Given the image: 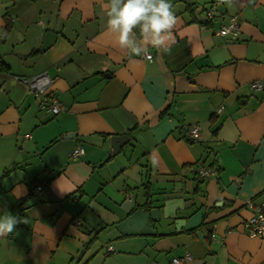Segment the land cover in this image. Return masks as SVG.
Segmentation results:
<instances>
[{
    "label": "crops",
    "instance_id": "crops-1",
    "mask_svg": "<svg viewBox=\"0 0 264 264\" xmlns=\"http://www.w3.org/2000/svg\"><path fill=\"white\" fill-rule=\"evenodd\" d=\"M212 2L217 17L203 26ZM170 3L164 51L139 27L121 46L108 0H0V215L26 221L0 235V264H169L188 253L183 264H264V236L244 225L249 201H264V0ZM230 16L238 38L217 34ZM45 71L58 115L12 76ZM215 155L219 173L197 177L194 163Z\"/></svg>",
    "mask_w": 264,
    "mask_h": 264
},
{
    "label": "clouds",
    "instance_id": "clouds-1",
    "mask_svg": "<svg viewBox=\"0 0 264 264\" xmlns=\"http://www.w3.org/2000/svg\"><path fill=\"white\" fill-rule=\"evenodd\" d=\"M225 2L230 3V0ZM106 16L108 30L119 33L121 46L130 43V34H134L133 29L139 27L146 45L170 51L168 42L172 40V30L177 22L170 0H108ZM149 34L150 40L147 39ZM130 51L140 54L135 46ZM180 203L183 207V202ZM21 222L26 221L19 220L9 212L0 215V235L13 233Z\"/></svg>",
    "mask_w": 264,
    "mask_h": 264
},
{
    "label": "built area",
    "instance_id": "built-area-1",
    "mask_svg": "<svg viewBox=\"0 0 264 264\" xmlns=\"http://www.w3.org/2000/svg\"><path fill=\"white\" fill-rule=\"evenodd\" d=\"M218 2H212L207 5L203 9V16L201 17V24L203 26H207L217 17L218 12ZM241 32L240 21L237 16H230L229 21L223 23L219 34L222 36H232L234 38H238ZM144 57L148 60H153L154 55L152 52L146 50L144 52ZM17 81L24 83L28 88L30 93L37 96L40 99V108L44 109L48 112H53L58 115L62 106L59 98L50 91L53 79L49 76V74L45 72H41L38 74L25 76L19 74L12 75ZM254 89H262L263 85L260 81H256L253 83ZM190 128V136L191 138L198 139L201 136V126L198 123L191 124ZM85 152L83 144L79 143L75 146L72 151V156L78 157L83 155ZM195 171L199 175L200 178H208L215 174L214 169L207 168L204 166L203 162H200L199 165L195 168ZM42 189V185H38L36 190L39 192ZM249 206L253 208L252 214L245 220V231L248 235L253 237H262L264 236V201L255 203L253 200L249 201ZM108 251H112V246H107ZM190 257L189 253L186 254L183 258L174 256L169 264H183L186 259Z\"/></svg>",
    "mask_w": 264,
    "mask_h": 264
},
{
    "label": "water",
    "instance_id": "water-1",
    "mask_svg": "<svg viewBox=\"0 0 264 264\" xmlns=\"http://www.w3.org/2000/svg\"><path fill=\"white\" fill-rule=\"evenodd\" d=\"M55 37H56L55 33L51 32V31L46 32V34L44 36L43 46H42L41 49L44 51L49 46H51L54 43L52 41L55 39ZM128 139H129V135L128 134L114 135L112 137L113 153H119L121 148H122V146L124 145V143H126V141ZM197 233H198V236L200 237V239L202 240V242H205L204 238L202 236V233L201 232H197Z\"/></svg>",
    "mask_w": 264,
    "mask_h": 264
},
{
    "label": "trees",
    "instance_id": "trees-1",
    "mask_svg": "<svg viewBox=\"0 0 264 264\" xmlns=\"http://www.w3.org/2000/svg\"><path fill=\"white\" fill-rule=\"evenodd\" d=\"M8 68H6V67H4V63H2V62H0V70H7ZM20 82V81H19ZM165 112H167V110H164L162 113H165ZM215 158H213L212 160H211V162H209V163H207V161L206 160H199V161H197L196 163H194V165H193V171H194V173H195V175L197 176V177H199V175L197 174V172L195 171V168L199 165V163L200 162H203V164H204V166H206L207 168H210V169H214V171H215V174H218L219 173V171H220V166H219V164H218V162H217V159H216V155L214 156ZM214 174V175H215ZM211 177V176H210ZM210 177H208V178H210ZM200 178V177H199ZM208 178H200V179H202V180H206V179H208ZM146 209H150V208H146ZM204 216H207V213L205 212L204 213ZM194 230L195 229H191V230H186L188 233H195L194 232ZM209 236H208V241H209ZM207 241V242H208Z\"/></svg>",
    "mask_w": 264,
    "mask_h": 264
},
{
    "label": "rangeland",
    "instance_id": "rangeland-1",
    "mask_svg": "<svg viewBox=\"0 0 264 264\" xmlns=\"http://www.w3.org/2000/svg\"><path fill=\"white\" fill-rule=\"evenodd\" d=\"M205 8V7H204ZM219 32V31H218ZM217 32V34L218 35H220L219 33ZM222 36V35H221ZM191 126L192 125H190V128H191ZM189 135H190V132H189ZM190 138V140H198V139H194V138H191V137H189ZM156 197H159V194H156ZM158 199V198H157ZM145 211H147L148 212V216H150L152 219H156L157 220V218H156V215H158L159 216V214H160V207H158V209H155V208H150L149 210L148 209H146L145 208ZM153 226H159V221H157V223H153L152 224ZM102 237V236H101ZM107 251H108V249H107Z\"/></svg>",
    "mask_w": 264,
    "mask_h": 264
}]
</instances>
